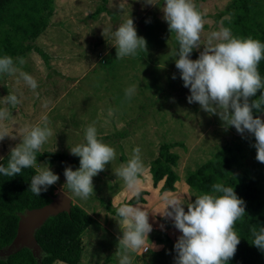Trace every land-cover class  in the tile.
<instances>
[{"label":"rangeland","instance_id":"rangeland-1","mask_svg":"<svg viewBox=\"0 0 264 264\" xmlns=\"http://www.w3.org/2000/svg\"><path fill=\"white\" fill-rule=\"evenodd\" d=\"M193 2L204 13L205 21L201 48L194 49L190 55L195 60L211 32L225 27L234 36L244 17L232 0ZM119 3L120 0H108L107 11L95 16L93 13L101 0H55L50 25L34 42L39 52H31L25 63L19 65L37 81V89L33 91L22 79L17 83L18 74L0 83V108L5 107L3 97L10 92L21 101L17 108L7 105L12 119L5 123L16 138L0 141V157L21 142L15 132L19 126L40 123L42 116L47 117L54 134L39 151L75 157L70 148L84 142L85 129L94 124L98 138L113 147L116 156L105 170L93 177L94 191L88 200H81L69 191L75 204L93 219L82 237L85 249L81 264H119L115 253L117 237H122V233L112 201L115 198L117 205L128 203L132 196L113 169L127 162L133 149L139 147L146 169L141 177V191L146 195L145 204H138L149 212L153 230L149 233L147 250L130 254L132 264H176L175 243L182 233L160 214L164 211L163 198L178 197L185 204L190 197L194 201L198 194L184 181L189 172L226 144L248 142L254 135L247 132L241 135L234 127L226 128L217 115H209L196 102L188 103L190 89L184 87L175 66L179 44L163 19L164 0H155V6L146 5L144 0H125L123 10L119 9ZM131 16L138 36L147 41V50L117 59L111 32ZM104 27L111 29L106 38L102 35ZM132 85L136 92L127 100L125 89ZM125 132L127 135L123 136ZM165 142L181 144L172 150L178 156L174 171L180 182L176 191L169 194L159 192L161 183L153 187L149 174L150 162ZM44 166L60 178L54 184L56 194L63 189L64 171L71 164L37 162L34 168Z\"/></svg>","mask_w":264,"mask_h":264},{"label":"clouds","instance_id":"clouds-1","mask_svg":"<svg viewBox=\"0 0 264 264\" xmlns=\"http://www.w3.org/2000/svg\"><path fill=\"white\" fill-rule=\"evenodd\" d=\"M124 3L125 0H120V10H123ZM144 3L157 5L155 0H144ZM161 10L169 31L176 34L179 44L175 66L181 74L184 87L190 89L188 103L196 102L209 115H217L226 128L234 127L241 135L245 132L254 135L256 159L264 163V118L253 114V110L264 112V81L258 71V65L264 59V43L251 36H233L229 28L221 27L219 31L209 34L203 44V51L193 60L190 58L191 53L201 48L204 13L198 10L193 0H164ZM109 32L111 29L104 27L102 35L106 38ZM111 34L117 59L135 56L139 50H147V41L138 36L132 16L125 18ZM16 61L19 65L25 63L23 57H16L14 61L9 55L0 56V75L18 74L17 83L22 79L35 91L37 81L22 71ZM135 92V85L129 86L125 89V98L130 100ZM258 92L261 94L257 98ZM3 101L5 107L0 108V141L6 137L16 138L9 133L5 123L12 119L7 105L17 108L21 104L17 95L11 92L3 97ZM15 132L21 142L11 148L7 166L0 165V173L9 177L20 174L22 169L35 166V153L54 134L46 116L41 117L40 123L19 126ZM70 152L80 157V167L75 171L71 166L65 168L66 183L63 189L66 187L75 197L86 201L94 191L93 177L105 170L106 165L115 159L116 153L113 147L98 138L94 124L85 129L84 142L71 147ZM145 171L139 147L133 149L127 162L113 169L114 174L123 181L124 189L130 196L137 198ZM35 172L29 191L37 196L60 179L47 166L36 167ZM211 187V193L196 195L194 201L190 197L187 204L178 197L163 198L164 211L160 214L170 219L182 233L175 243L176 264H228L235 256L240 244L235 224L246 213L245 201L237 196L233 187L225 186L223 182ZM112 204L116 208L122 233V237H117L118 250L115 255L119 257V264H132L131 253L147 250L149 233L153 230L149 223V212L139 204L117 205L115 198ZM251 235L252 244L264 251V226L259 229L252 226ZM54 264L63 262L57 260Z\"/></svg>","mask_w":264,"mask_h":264},{"label":"trees","instance_id":"trees-1","mask_svg":"<svg viewBox=\"0 0 264 264\" xmlns=\"http://www.w3.org/2000/svg\"><path fill=\"white\" fill-rule=\"evenodd\" d=\"M108 0H101L94 15L107 11ZM242 13L244 19L234 32L236 37L251 36L264 43V0H232ZM55 12V0H0V56L23 57L31 52H39L34 42L48 28ZM46 59L44 54H41ZM19 67L18 61H16ZM264 81V59L258 65ZM10 75H0V83ZM261 93H257V98ZM254 116L264 117V112L253 110ZM126 136V132L124 133ZM256 141L253 136L248 142L226 144L209 160L189 172L185 184L198 195L211 193L212 185L223 182L233 187L237 196L245 201L246 213L237 220L235 231L240 236L235 256L228 264H264V251L252 244L251 228L264 226V163L256 159ZM179 143H162L157 156L150 162L149 174L153 187L160 183L159 192H175L180 182L174 171L178 162L177 154L172 150ZM37 162L53 165L55 162H69L75 171L80 167V157H68L65 154L51 151H37ZM10 151L0 159V165L7 166ZM121 160H124L121 157ZM35 168L22 169L14 177L0 173V250L5 249L14 239L19 216L25 211L41 208L49 204L55 196L56 187L52 185L40 196L30 190L31 178ZM66 188V187H65ZM67 191H69L66 188ZM140 191L139 197H131L128 203L145 204ZM109 211L108 207H106ZM92 216L83 208L74 204L70 213H60L50 217L36 231L35 239L40 253H33L24 248L7 258L0 259V264H81L85 249L83 234L92 224ZM160 242H164L161 240ZM44 253L46 256H44Z\"/></svg>","mask_w":264,"mask_h":264},{"label":"water","instance_id":"water-1","mask_svg":"<svg viewBox=\"0 0 264 264\" xmlns=\"http://www.w3.org/2000/svg\"><path fill=\"white\" fill-rule=\"evenodd\" d=\"M72 206L71 198L58 192L51 202L41 208L25 211L19 216L17 231L14 239L8 247L0 250V259L7 258L11 254L27 248L33 253H40V247L36 242L35 233L50 218L60 213H70Z\"/></svg>","mask_w":264,"mask_h":264},{"label":"crops","instance_id":"crops-1","mask_svg":"<svg viewBox=\"0 0 264 264\" xmlns=\"http://www.w3.org/2000/svg\"><path fill=\"white\" fill-rule=\"evenodd\" d=\"M59 192H63V193H65V194H67L70 198H71V195L69 194V191H62V190H60ZM164 193H171V192H164ZM163 193V194H164ZM173 193V192H172ZM71 200H72V202L75 204L76 202L71 198ZM169 235H170V233H169ZM172 241V240H171Z\"/></svg>","mask_w":264,"mask_h":264}]
</instances>
